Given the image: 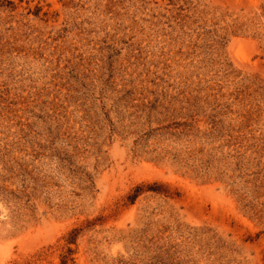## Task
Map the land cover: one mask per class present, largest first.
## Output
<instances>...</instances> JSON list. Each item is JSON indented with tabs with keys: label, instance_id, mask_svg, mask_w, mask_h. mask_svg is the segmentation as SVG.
Masks as SVG:
<instances>
[{
	"label": "rangeland",
	"instance_id": "rangeland-1",
	"mask_svg": "<svg viewBox=\"0 0 264 264\" xmlns=\"http://www.w3.org/2000/svg\"><path fill=\"white\" fill-rule=\"evenodd\" d=\"M0 264H264V0H0Z\"/></svg>",
	"mask_w": 264,
	"mask_h": 264
}]
</instances>
